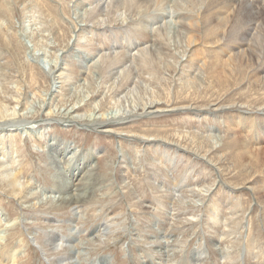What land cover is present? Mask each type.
Wrapping results in <instances>:
<instances>
[{
  "label": "rangeland",
  "instance_id": "1",
  "mask_svg": "<svg viewBox=\"0 0 264 264\" xmlns=\"http://www.w3.org/2000/svg\"><path fill=\"white\" fill-rule=\"evenodd\" d=\"M0 106L2 264H264V0H0Z\"/></svg>",
  "mask_w": 264,
  "mask_h": 264
},
{
  "label": "bare ground",
  "instance_id": "2",
  "mask_svg": "<svg viewBox=\"0 0 264 264\" xmlns=\"http://www.w3.org/2000/svg\"><path fill=\"white\" fill-rule=\"evenodd\" d=\"M159 14V13H158ZM199 14V13H198ZM227 14V13H226ZM199 16V15H198ZM198 19V18H197ZM249 19V18H248ZM251 23V21H250ZM248 24V23H247ZM152 35V34H151ZM132 45V44H131ZM133 57V56H132ZM244 57V56H243ZM263 57V56H262ZM130 58V57H129ZM137 85V84H136ZM135 85V86H136ZM140 87V86H139ZM135 107V106H134ZM143 111H144V114L145 115H150L152 113H158L160 110V108L158 107V105H155V104H150L149 105H146L144 106L143 108ZM0 114H3L2 112V107L0 106ZM14 114H16V112H14ZM134 116H143L142 115H137V111L136 109H131V108H119L118 111L115 113V116L113 117H110L108 118L107 120L105 121H97L96 120L94 121L96 125L98 126H101V128H103V133H112L114 132V130H112L111 128L115 127L116 125H118V123H121L123 121H125L126 119H130L129 117H134ZM1 118H4V117H1ZM69 118V117H68ZM82 118V117H81ZM81 118H78L77 121H81ZM114 119V120H113ZM74 120V119H73ZM76 120V119H75ZM13 124V123H12ZM15 125V124H14ZM94 126V125H93ZM253 129V128H252ZM12 130H8V132H10ZM38 131V130H37ZM116 136V135H115ZM119 136V135H117ZM139 138V137H138ZM140 141H142L141 139H139ZM151 140V139H150ZM148 141V140H147ZM154 141V140H153ZM162 142V140H160ZM57 142V141H56ZM55 145H57V143H55ZM53 146V148H55L57 150V152H59L60 149H58V146ZM61 145V144H60ZM3 149V148H2ZM250 149V148H249ZM249 149H245L244 153H245V156L246 157H254V154H256L257 156L260 157V155H263L264 153V149H258V150H255V151H249ZM69 150V151H68ZM67 151L68 154H73V150L70 151L69 147L66 146V148H63V152L61 153V156L64 155V152ZM87 155V156H86ZM86 155H83L84 159H80L79 161H77L74 166H78L79 164V168H76L75 169V172L73 174H71V176L69 177V181L68 180H65L64 178V184L58 188H55L54 192H59L60 194V197L59 199V203L61 205H63V207H69L71 208L72 206H76L78 204H81V203H84L86 204V202H90L89 200H92V193H91V189L90 187H88V185L86 184H83V170H84V166L87 165H91V159H92V153H87ZM195 155V154H194ZM6 156H8L6 153L2 154L1 158H0V161L2 160V162H0V179L1 177L3 179H7L8 180V184H9V187H11L13 193L15 195H19L23 189V186L22 184L20 183L19 181V177H20V174L22 172L21 170V167L16 169V170H13V169H10L7 165V161H6ZM199 156V155H197ZM264 156V155H263ZM4 157V158H3ZM76 158H80V156H76L74 155L73 158L71 157L69 159V163L71 164L73 162V160ZM200 158V156H199ZM202 159L205 158V157H201ZM257 158V157H255ZM87 159V160H86ZM254 161V160H253ZM90 163V164H89ZM210 162H208L209 164ZM251 165V164H250ZM87 168V167H86ZM91 168V167H90ZM66 170V171H65ZM65 173L63 171V174H65V176H67V171H69L68 169L65 168ZM77 170H82L81 172L77 171ZM220 173V172H219ZM177 186V185H176ZM263 190V189H262ZM87 191L90 192V195H87ZM77 192H80V193H77ZM69 193V194H68ZM207 193V192H206ZM208 194V193H207ZM57 195V194H56ZM87 195V196H86ZM254 195V194H253ZM59 206V205H58ZM62 207V206H61ZM101 229V228H100ZM99 229V230H100ZM96 232V231H95ZM100 232V231H99ZM49 238V237H48ZM71 239V238H70ZM48 243L50 244H54L57 239L54 238V236H50V238L47 240ZM60 246V245H59ZM58 246V247H59ZM9 255V254H8ZM3 263V260H0V264ZM97 264H108L107 261H104L103 259H100ZM155 264V263H154Z\"/></svg>",
  "mask_w": 264,
  "mask_h": 264
}]
</instances>
